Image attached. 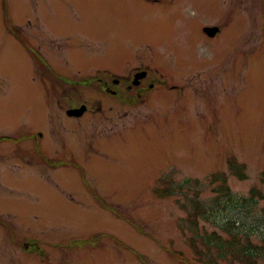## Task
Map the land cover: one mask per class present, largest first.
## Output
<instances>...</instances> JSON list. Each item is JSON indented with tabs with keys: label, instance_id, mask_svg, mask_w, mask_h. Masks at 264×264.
<instances>
[{
	"label": "rangeland",
	"instance_id": "1",
	"mask_svg": "<svg viewBox=\"0 0 264 264\" xmlns=\"http://www.w3.org/2000/svg\"><path fill=\"white\" fill-rule=\"evenodd\" d=\"M234 1L0 0V264H264V0Z\"/></svg>",
	"mask_w": 264,
	"mask_h": 264
},
{
	"label": "flooded vegetation",
	"instance_id": "2",
	"mask_svg": "<svg viewBox=\"0 0 264 264\" xmlns=\"http://www.w3.org/2000/svg\"><path fill=\"white\" fill-rule=\"evenodd\" d=\"M234 3H235V1L231 0V4H234ZM228 16H229L228 13H226V18H228ZM228 23L229 24L232 23V18L231 17L228 18ZM202 32L206 35V33L204 32V29L202 30ZM220 32H221V29H220ZM220 32L215 37H217L220 34ZM9 34L13 38H15V39L17 38V41L20 40L23 43L26 41V38H27V40H29V39L32 40V35L30 33L24 34V30H22L20 26H16V24L14 25V27L12 29V33H9ZM20 36L22 37V39L19 38ZM24 46H25V48L27 47L26 44H24ZM105 73H107V72H105ZM107 76H109L108 73H107ZM136 76H140V77L137 78L138 80L136 79ZM126 80H127V82H125V83L122 82L121 79H115V80H113V82L115 84H121V83L126 84L125 88L127 90H132L133 88H137V89H140V91H145V89L147 90L148 88H154L156 86V83L158 82L151 75L150 71L147 70V69H144V68H139V69L135 70V72H133L131 75L129 74V77H127ZM99 81H102V80H99ZM109 84H110L109 82H105V85H106L105 87H107L106 91H110V89L108 88ZM84 105L87 107V111L85 112V114L83 116H81V117H71V116H69V118H71V119H81L85 115H87L89 112H91L90 105L85 104V103H82L80 105H74L71 109H77V108H80V107H82ZM97 105H98L97 111L98 112L102 111L103 110L102 104L101 103H97Z\"/></svg>",
	"mask_w": 264,
	"mask_h": 264
},
{
	"label": "trees",
	"instance_id": "3",
	"mask_svg": "<svg viewBox=\"0 0 264 264\" xmlns=\"http://www.w3.org/2000/svg\"><path fill=\"white\" fill-rule=\"evenodd\" d=\"M230 168H236L240 166L238 165L237 161L235 159H231L230 160ZM242 168V167H241ZM240 168V169H241ZM236 172H240L239 170ZM238 175V173H236ZM241 179H244L245 176L244 175H239ZM223 183H226L225 180L222 181ZM222 189L219 190L218 192L222 193V194H229L230 191L229 189L226 188V186L223 184L220 186ZM258 197L259 199L264 200V194H261L259 191L253 189V198ZM192 202V210L190 211L189 214V220L191 219V224L192 226L197 229L200 226V219H206L207 215H208V210L207 208L202 207L201 203L198 199L195 200H191ZM221 241H223V238L216 235L214 233V237H212L211 234L207 235V242L210 245L216 246V247H220L223 248L225 245L223 243H221ZM255 249H258L257 246H253ZM243 251V255H244V264H259L258 258L256 257V255L252 254V252H250V249L246 250L244 248H242ZM248 252V253H247Z\"/></svg>",
	"mask_w": 264,
	"mask_h": 264
},
{
	"label": "water",
	"instance_id": "4",
	"mask_svg": "<svg viewBox=\"0 0 264 264\" xmlns=\"http://www.w3.org/2000/svg\"><path fill=\"white\" fill-rule=\"evenodd\" d=\"M218 30H219L218 28H208L205 31L207 33H209L210 36H215L217 34ZM85 110H86V107H82V108L77 109V110L69 111V114L74 115V116H82L83 113L85 112Z\"/></svg>",
	"mask_w": 264,
	"mask_h": 264
}]
</instances>
